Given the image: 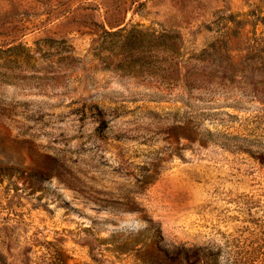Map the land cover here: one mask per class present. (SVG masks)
Returning a JSON list of instances; mask_svg holds the SVG:
<instances>
[{
    "label": "rangeland",
    "instance_id": "obj_1",
    "mask_svg": "<svg viewBox=\"0 0 264 264\" xmlns=\"http://www.w3.org/2000/svg\"><path fill=\"white\" fill-rule=\"evenodd\" d=\"M0 264H264V0H0Z\"/></svg>",
    "mask_w": 264,
    "mask_h": 264
}]
</instances>
